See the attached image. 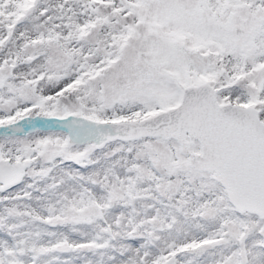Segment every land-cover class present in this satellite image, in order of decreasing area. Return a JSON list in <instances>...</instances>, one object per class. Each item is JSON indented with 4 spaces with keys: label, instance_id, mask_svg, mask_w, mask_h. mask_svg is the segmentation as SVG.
I'll return each instance as SVG.
<instances>
[{
    "label": "snow or ice",
    "instance_id": "6c2138e0",
    "mask_svg": "<svg viewBox=\"0 0 264 264\" xmlns=\"http://www.w3.org/2000/svg\"><path fill=\"white\" fill-rule=\"evenodd\" d=\"M0 264H264V0H0Z\"/></svg>",
    "mask_w": 264,
    "mask_h": 264
}]
</instances>
